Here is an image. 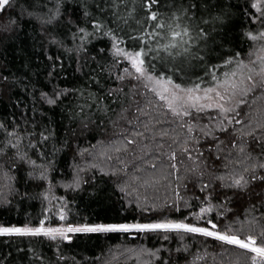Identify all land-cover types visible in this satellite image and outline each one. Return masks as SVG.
I'll return each instance as SVG.
<instances>
[{"label": "snow or ice", "instance_id": "snow-or-ice-1", "mask_svg": "<svg viewBox=\"0 0 264 264\" xmlns=\"http://www.w3.org/2000/svg\"><path fill=\"white\" fill-rule=\"evenodd\" d=\"M232 9L242 12L250 24L260 25L258 30L243 32L245 39L250 42L246 54L242 50L224 49L223 43L218 42L214 35L224 31L233 15ZM11 10L17 11L18 15H11ZM6 13L9 14V20L0 27V31H16L23 28L25 22L33 28L38 26L42 38L41 48L56 46L67 53L68 59L74 56V72L87 76L88 83L79 88L58 87L54 81L61 77L64 70L63 58L45 52L48 62L44 73L45 84L50 85L51 90L37 89L35 84L32 86L30 95L33 100V115L28 118L26 112L22 114L25 125L23 132L15 118L11 124L0 122V158L6 157L0 163V181H3L0 184V204L10 205L11 196L30 198V181L38 182L35 184L38 188H43L44 183H47L48 187L40 194L44 201L49 204L53 199L59 201L58 206H53L56 209L54 213L52 208L44 209V219L38 225L27 222L21 226L0 224V237H43L57 242L70 241L69 234L73 233L155 234L164 241L171 240L173 234L180 239L194 236L203 237L205 241L210 239L220 245L222 251L218 255L221 257L238 251L230 264H264V0H244L243 4L237 0L236 4L229 2L227 5L222 0H0V17ZM94 38L107 39L110 46L99 48L97 54L91 56V60L97 62L96 67L101 75L107 73L111 77L113 69H116L115 80L121 85L119 88L108 89L104 97L87 91L90 83H94L101 92L105 86L100 75L95 74V69L89 67V71L84 72L87 61L81 63L82 55L89 52L87 44ZM69 40L72 47L67 46L66 42ZM126 41H131L133 46H124ZM210 42L215 47H210ZM216 48L223 50L217 52ZM106 53L111 57L110 63L105 58ZM213 55L219 62H213ZM98 58L104 62H98ZM29 67L30 64H25L26 69ZM3 80L7 82L8 77H3ZM127 86H130L131 97L127 93L125 97L131 98L136 104L138 115L130 119L127 116L128 108L120 113V120L126 121L130 126L117 133L123 140H110L107 144L101 140L92 145L91 149L81 148L77 144L73 156L75 170L72 182L61 186L77 191L85 183L80 174L87 169L76 162V156L81 159L92 157L96 160L99 157L111 160L113 157L110 153H126L127 146L137 145V138L144 137L145 132L151 131L152 140L155 141L157 125L175 124L176 127L171 132L186 129L187 135L181 141L178 133L170 135L168 129H159L161 140L165 137L171 140L167 146L163 142L155 144V150L159 153L157 159L160 160L159 175L156 174L158 165L155 161L145 162L153 170L151 175H132L124 186H119L120 174L127 175L126 166L110 172L103 169L101 171L104 175L117 177L119 191L126 196H131L132 191L140 187L147 189L162 181H169V177L175 172L178 181L176 187H172L171 181L167 184L174 197L172 204L165 202L164 205L157 206L145 202L142 205L137 196L135 206L141 212L150 210L158 214L180 213L183 219L165 216L151 222L67 223L46 226L50 213L60 221L68 219L67 202L63 197L53 195L52 173L56 170V154L66 148L71 149L73 139L78 140L91 132L90 123L97 128L102 127L103 120H92L85 114V110H91L95 106L96 113L106 116L109 108L102 105V99L124 93ZM141 88L144 89L143 93L140 92ZM36 91H39L38 98ZM149 93L151 97L148 96ZM138 95L144 97L143 107L135 99ZM70 96L73 101L65 104ZM37 104L41 107H37ZM42 105H47V110ZM57 108L61 109L62 114L68 109L66 118L69 125L62 139H58L59 130L49 116V110ZM213 112L215 115H212ZM200 114H207L210 123L215 122L213 126L205 124L199 127V131L215 145L216 155L212 159V148H208L210 163L205 162L203 168L199 164L186 168V174L182 178L178 163L184 162V156L193 160L191 153L195 151L197 159L204 158V152L196 147L200 145V139L191 135L198 126L193 121L201 119ZM141 117L148 119L141 121ZM78 119L79 127H72ZM118 123L113 121V127H117ZM141 123L144 131H139L136 127ZM29 124L31 129L27 127ZM235 125L241 127L236 128ZM216 133L224 135L230 145L226 156L220 154L224 151L225 140H221ZM25 139L26 145L23 143ZM49 141L54 142L51 157L47 151ZM57 141L61 144L60 148L56 147ZM190 142H193L191 148ZM173 145L179 147L174 148ZM147 148L148 145L145 144L140 150L144 152ZM163 157L167 159L166 167L164 160L160 159ZM116 159L120 160L119 155ZM7 166H14L17 173L25 172V188L22 193L15 186L16 177L10 175ZM217 166L226 170L229 166L231 168L222 174H216ZM88 167L95 169L97 164L90 163ZM209 168L212 170L209 171ZM142 171L145 170L136 168L137 173ZM206 174L211 176L207 183L203 182ZM181 187L185 193L192 192L193 200H199L200 204L196 205L185 199L180 191ZM3 189H7V193ZM197 189L203 195H197ZM220 196L227 203H235L247 197L249 206L245 209L244 218L240 219L233 214L235 219H230V209L225 211L224 205H214L212 201ZM196 207L199 208L198 212L192 210ZM185 210H190L189 215H184ZM214 211L215 220L211 218ZM205 216L209 218L205 220ZM225 219H229L228 224H223ZM182 250L186 254L185 264H201L206 260L207 253H191L192 259L189 261V248H177L176 252L180 253ZM29 251L33 252L37 260H42L34 249ZM140 251L160 264H173L171 250L167 259L157 254L161 249L149 251L141 248ZM213 260L215 261V257ZM146 264L152 262L148 261ZM176 264H179V259Z\"/></svg>", "mask_w": 264, "mask_h": 264}, {"label": "trees", "instance_id": "trees-1", "mask_svg": "<svg viewBox=\"0 0 264 264\" xmlns=\"http://www.w3.org/2000/svg\"><path fill=\"white\" fill-rule=\"evenodd\" d=\"M236 4L237 0H222V3L227 5L228 3ZM240 4L244 3V0H239ZM131 6V5H129ZM233 15L229 22L225 25V29L222 32L215 33V38L218 42L223 43V48L236 51L242 50L245 54L249 51V43L243 36V32L249 29L258 30L260 25L250 24V21L242 12L236 9L231 10ZM11 15L16 16L18 12L11 10ZM9 20V14L6 13L0 17V27L7 24ZM133 27L135 25L133 24ZM41 36L39 34V28H33L24 23V27L17 29L13 32L0 31V122H6L11 124L13 118L20 123V131L23 132L25 127L22 119V114L27 113L28 118H31L33 113L31 108L33 107V100L30 95L32 92V86L35 84L37 89H43L50 91L51 86L45 84V71L47 59L45 52L49 55L60 56L63 58L64 70L61 77L54 81V83L60 87H84L88 83V78L80 73H75L76 67L75 57L68 59L67 53L62 49H58L56 46L41 48ZM67 46L72 47L71 41H67ZM107 39H92V42L87 44L89 52L87 55H82L81 63L87 61V65L84 67V72L89 71V67L95 69V74L100 75L101 82L104 84V90L101 92L97 89L94 83L88 84L87 91L98 93L101 97H104L105 93L110 88H119L121 85L115 80V71L113 69V75L108 76L107 73L100 74L99 69L96 67L97 62L91 60L92 55H96L97 51L101 47H109ZM127 46L131 48L132 42L126 41ZM210 47L215 45L209 44ZM221 48H216L217 52L222 51ZM105 58L110 63L111 57L105 54ZM213 62H219L216 60L215 55L212 57ZM98 62L103 63V60ZM59 65V61L57 62ZM25 64H30L29 68H25ZM202 75V72H201ZM8 77L7 82L3 80V77ZM66 77V79L64 78ZM195 79V77H193ZM25 86L27 89L25 90ZM129 87H125L124 93H119L116 96L102 99V105H107L109 108L108 114L102 115L96 113L95 106L91 110L86 109L85 114L90 116L92 120H103V125L97 128L95 124L90 123L89 126L92 129L86 136H81L78 140H72L71 149H64L56 154V170L52 173L53 177V194L59 197H63L67 202L68 219L67 223L73 225L84 224V223H134V222H151L156 219H163L165 216L173 219H183L180 213H152L150 210L143 212L136 209L137 196H139L140 203L143 205L145 202L149 205L156 204L157 206L164 205L165 202L172 204L173 195L171 189L167 187L169 181H171L172 187H176L178 181H176V173L173 172L172 176L169 177V181H162L161 184L149 187L147 189L140 187L136 191H132L131 196H126L124 193L119 191L117 177L110 175H104L101 169L110 172L114 169H120L126 166L127 175L124 173L120 174L119 186H124L125 182L129 180L132 175L147 176L151 175L153 170L148 167L145 162L155 161L158 165L156 174L159 175L160 160L157 159L159 153L155 150V144L163 142L167 144L171 143L168 137L163 140L160 139L159 129L165 128L169 130L170 135L179 134V139L183 141L187 135L186 129H177L176 133L171 132L172 128H175V124L157 125L156 129V140H152L153 133L151 131L145 132V136L137 138V145H128V151L115 153L112 152V159L97 158L93 160L92 157L81 159L76 156V162L81 167L86 168L87 171L81 172V178L85 181L81 185V190L74 191L69 188L62 187L61 185H67L72 182L74 167H73V156L75 155V149L77 144L81 148L91 149L92 145L97 144L98 141L103 140L107 144L110 140L121 141L123 137L117 135L124 129L130 128L126 121L120 120V113L124 108H128L129 111L127 116L131 119L135 117L136 104L131 98L126 99L125 93L128 97H131ZM143 93L144 89H140ZM87 94V92L85 93ZM36 97H39V91L35 93ZM151 97V94H148ZM139 100L140 106H144L145 100L142 95L135 97ZM113 100L116 102L113 103ZM69 101H73V97H68L65 100V104ZM19 105V107H17ZM41 107L40 104L36 105ZM47 110V105H42ZM68 109H65L64 113H61V109L57 108L54 111L49 110V116H51L53 125L59 130V138L62 139L64 131L69 125V121L66 118ZM245 111H248L245 109ZM201 119L193 121V123L207 122L208 115L200 114ZM246 119L245 117H241ZM37 119L39 117L37 116ZM148 117H141V121L147 120ZM168 119H171L168 117ZM118 121V126L113 127L112 122ZM135 124V121H134ZM31 129V125H27ZM72 127H79V119L76 120ZM139 131H144L143 124L136 125ZM236 128H240V125H235ZM194 137L200 139V145L196 147L200 151L204 152V158L197 159V153L193 151L191 154L193 160H188L186 156L183 157V163H178L179 175L183 178L186 174L185 169L189 167H195L199 164L201 168L204 167L205 162H209L208 148H212V159L215 158L216 148L215 145L210 142V139L203 137L202 133L197 129L191 134ZM221 140H225L223 146L224 151L220 153L222 156H226L230 150V145L227 144L226 138L220 133H216ZM2 138V137H0ZM27 144L25 139L23 142ZM53 141H49L47 151L49 157L52 155V144ZM56 147L60 148L61 144L57 141ZM192 143H189V147H192ZM148 145V148L144 152H141L140 148L143 145ZM174 148H178L179 145H173ZM97 153L99 152V146L97 147ZM31 154V153H30ZM119 155L120 160L116 159ZM179 155V153H178ZM143 157V159H140ZM35 159L36 157L33 156ZM233 158H235V151H233ZM6 157L0 158V163ZM164 160L165 167L167 166L166 157L160 158ZM123 161V163H121ZM40 162L39 160L37 161ZM90 163H96L97 168H89ZM219 164V162H218ZM11 176L16 177L15 186L18 187L21 193L24 191L26 180V174L24 171L19 173L14 171V166H7ZM136 168H142L145 171L136 172ZM231 166H229L230 170ZM212 168H209L211 171ZM216 174H222L228 170L223 167L217 166L215 168ZM194 178V177H193ZM211 179V176L205 175L203 182L207 183ZM3 181H0L2 184ZM38 182H29L28 191L30 198L21 199L20 196H11V204L4 206L0 204V224L10 225L15 224L21 226L24 223H31L38 225L39 221L44 218V206L41 193L48 187L47 183H44L43 188H38L35 184ZM7 193V189H3ZM181 193L185 196V199L192 201V203L198 205L199 200H193L192 192H184L183 187L180 188ZM197 195H203L198 192ZM229 195L231 192L229 191ZM212 203L216 206L224 205V210H231L228 212L230 219H235L233 214L239 216L240 219L244 218L245 209L248 208V198L244 197L243 200H237L235 203H227L223 196L214 199ZM183 208V205H181ZM199 211L196 207L192 209ZM190 210H185L184 215H189ZM259 215V213H257ZM216 212L211 214V218L215 220ZM209 217L205 216V220ZM203 224V221L201 222ZM229 219L223 220V224H228ZM70 241H57L52 242L43 237H0V262L2 264H146L151 261L152 264H160L153 257L137 255L136 251L141 248L149 251H155L161 249L159 256L163 259L169 257V250L173 259V264H176V260L179 259V264H185L186 254L183 250L180 253L176 252L177 248L183 249L187 246L190 253L187 254V260L192 259L191 253H198L205 255L206 260L201 264H230L232 260L238 255V251L225 254L223 257L218 255L222 251L220 245L210 239L205 241L203 237L186 236L183 239L176 237L173 234V238L169 241H164L158 238L155 234L145 236L144 234L130 233H109V234H98V233H73L70 234ZM29 249H34L35 254L42 257V260H37L36 256ZM22 250V251H21ZM206 250V252H205ZM215 257V261L213 260Z\"/></svg>", "mask_w": 264, "mask_h": 264}, {"label": "rangeland", "instance_id": "rangeland-1", "mask_svg": "<svg viewBox=\"0 0 264 264\" xmlns=\"http://www.w3.org/2000/svg\"><path fill=\"white\" fill-rule=\"evenodd\" d=\"M253 58H255V57H253ZM212 115H215V113L213 112L212 113ZM208 117V116H207ZM207 120H209V119H207ZM214 121H212L211 123H210V121H207V122H203V123H200V122H197V128L195 129V130H199V127H202L203 125H205V124H209V126H213L214 125ZM54 195V194H53ZM55 197H59V196H56V195H54ZM43 200V199H42ZM58 206L59 205V201H57V200H55V199H53L52 200V202H51V204H49L47 201H44L43 200V206H44V209L45 208H52L53 209V213L55 212V207H53V206ZM44 216V215H43ZM44 219V218H43ZM62 224H66V221H60L59 219H58V217L56 216V215H53V214H49V219L48 220H46V226H60V225H62ZM70 235V234H69ZM136 253H137V255H142V253H141V251L140 250H138V251H136ZM144 256H146V255H144L143 254V256H141L140 258H138L137 260H139V259H141L142 257H144Z\"/></svg>", "mask_w": 264, "mask_h": 264}]
</instances>
